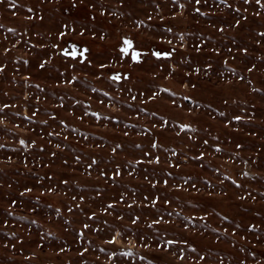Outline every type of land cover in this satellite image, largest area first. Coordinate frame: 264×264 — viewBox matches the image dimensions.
<instances>
[{"label": "rangeland", "instance_id": "obj_1", "mask_svg": "<svg viewBox=\"0 0 264 264\" xmlns=\"http://www.w3.org/2000/svg\"><path fill=\"white\" fill-rule=\"evenodd\" d=\"M261 5L0 0V264H264Z\"/></svg>", "mask_w": 264, "mask_h": 264}, {"label": "snow or ice", "instance_id": "obj_2", "mask_svg": "<svg viewBox=\"0 0 264 264\" xmlns=\"http://www.w3.org/2000/svg\"><path fill=\"white\" fill-rule=\"evenodd\" d=\"M195 2L197 4H199L200 0H195ZM256 2H257V4H260L261 0H256ZM181 7H183V5H181ZM261 7H264V5H261ZM196 11L199 12V9L197 8ZM237 23H239V21H237ZM65 28H67V25H65ZM169 31H171V29H169ZM59 35H60L61 38H63L66 35V33L65 32H61ZM181 39H183V37H181ZM54 47H58V46H54ZM62 51H63V54L65 56L72 57L73 59L77 58L78 56L79 57H83L84 59H87V57L85 56V53L88 52L89 50L85 47L83 49V51H80L77 48L76 44H72L71 45V51H69L68 48H64V49H62ZM120 52L126 57L130 56L131 60L133 62H136V63H139L141 61L142 55H143V53L140 50H138L137 48H135L133 46V40L129 39V38H125L123 40V46L120 48ZM152 55L154 57H156V58L170 57L172 55V52H170V51H153ZM43 66H44L43 64L40 65L41 68ZM101 67H104V65H101ZM112 78L115 79V80H120L121 76L119 74H116ZM194 86L195 85H193V87ZM5 107H7V105ZM93 115H97V114L93 113ZM221 115H223V113H221ZM233 119L234 120H240L241 117L240 116H234ZM181 127L182 128L183 127H188V125H181ZM20 143L24 144L25 142L23 140H21ZM153 146H155V145H153ZM113 151H115V149H113ZM156 159H157V162H159V158L157 157ZM165 183H167V182L165 181ZM27 191H30V189H27ZM85 227H87V225H85Z\"/></svg>", "mask_w": 264, "mask_h": 264}, {"label": "water", "instance_id": "obj_3", "mask_svg": "<svg viewBox=\"0 0 264 264\" xmlns=\"http://www.w3.org/2000/svg\"><path fill=\"white\" fill-rule=\"evenodd\" d=\"M82 59H83V57H82Z\"/></svg>", "mask_w": 264, "mask_h": 264}]
</instances>
